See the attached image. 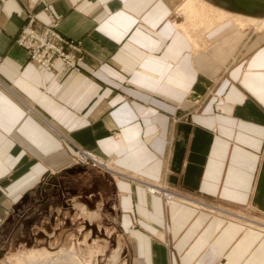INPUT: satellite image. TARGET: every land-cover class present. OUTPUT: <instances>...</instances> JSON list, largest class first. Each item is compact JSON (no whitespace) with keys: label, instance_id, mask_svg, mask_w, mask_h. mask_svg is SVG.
<instances>
[{"label":"crops","instance_id":"0c3cea01","mask_svg":"<svg viewBox=\"0 0 264 264\" xmlns=\"http://www.w3.org/2000/svg\"><path fill=\"white\" fill-rule=\"evenodd\" d=\"M231 2L215 5L264 10ZM181 3L0 0V236L80 147L120 176L96 172L128 264H264V28L225 19L183 31L170 22ZM25 6L79 41V63L29 60L14 43ZM147 184L198 202H166Z\"/></svg>","mask_w":264,"mask_h":264},{"label":"rangeland","instance_id":"374dc122","mask_svg":"<svg viewBox=\"0 0 264 264\" xmlns=\"http://www.w3.org/2000/svg\"><path fill=\"white\" fill-rule=\"evenodd\" d=\"M219 1L209 0L214 5ZM225 1L233 6L231 0ZM245 8L251 10L249 6L245 5ZM242 9L234 10L242 14L245 12ZM253 15L262 18L264 10H255ZM26 24L41 28L47 23L37 25L35 19L30 22L28 19ZM72 41L79 44L77 40ZM77 54L82 58L80 52ZM186 117L182 113L179 118L184 120ZM74 151L73 147L72 153ZM71 161L73 169L46 177L34 190L30 201L21 202V208L15 214L17 228L0 236V264H128L115 229L113 202L101 188L100 181L107 179L100 176L99 180L96 172L113 178L120 176L104 172L89 162H78L74 155ZM92 173L96 174L88 178L87 175ZM173 192L198 202L196 195L174 189ZM258 222L264 224V220Z\"/></svg>","mask_w":264,"mask_h":264},{"label":"built area","instance_id":"2783aa9c","mask_svg":"<svg viewBox=\"0 0 264 264\" xmlns=\"http://www.w3.org/2000/svg\"><path fill=\"white\" fill-rule=\"evenodd\" d=\"M44 9L48 7L43 3ZM29 22L35 19V9L28 10L25 6ZM28 10V11H27ZM57 21H50L41 28H35L32 24H24L18 32L15 43L25 49L29 60L38 66L51 70L55 63L61 60L68 66H75L81 61L79 44L75 41L67 40L57 32ZM74 157L76 161L95 165L93 154L90 151L74 147ZM99 158V156H98ZM78 159V160H77Z\"/></svg>","mask_w":264,"mask_h":264},{"label":"bare ground","instance_id":"6f19581e","mask_svg":"<svg viewBox=\"0 0 264 264\" xmlns=\"http://www.w3.org/2000/svg\"><path fill=\"white\" fill-rule=\"evenodd\" d=\"M225 19H229L234 23L239 24L241 27L254 25L257 28H264V17L259 18L249 15H243L241 13H237L236 11H227L225 9L220 8L219 6L212 4L211 2H209V0H182V3L177 7V9L174 11V14L170 17V22L175 27L184 31L190 27H209L210 24L214 25L217 22H220L221 20ZM90 152L91 154H93L92 157L94 159L95 165L106 170L107 172H113V164L110 159L102 158L100 156L98 158V155H96L92 151ZM165 187L162 185H146L148 192L161 196L166 202L174 201L176 198L179 199V201H186V199H189L178 195L170 190L166 191ZM189 201L191 202L194 200L189 199Z\"/></svg>","mask_w":264,"mask_h":264}]
</instances>
